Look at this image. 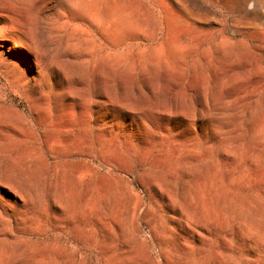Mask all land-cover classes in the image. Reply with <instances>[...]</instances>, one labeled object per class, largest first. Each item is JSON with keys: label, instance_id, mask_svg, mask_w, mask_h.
Listing matches in <instances>:
<instances>
[{"label": "rangeland", "instance_id": "1", "mask_svg": "<svg viewBox=\"0 0 264 264\" xmlns=\"http://www.w3.org/2000/svg\"><path fill=\"white\" fill-rule=\"evenodd\" d=\"M0 264H264V0H0Z\"/></svg>", "mask_w": 264, "mask_h": 264}]
</instances>
